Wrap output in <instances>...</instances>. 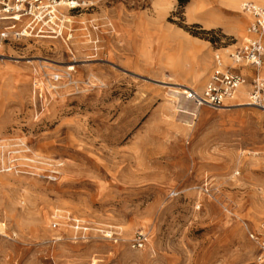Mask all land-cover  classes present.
<instances>
[{"label":"rangeland","instance_id":"obj_1","mask_svg":"<svg viewBox=\"0 0 264 264\" xmlns=\"http://www.w3.org/2000/svg\"><path fill=\"white\" fill-rule=\"evenodd\" d=\"M71 1L62 37L3 49L0 264H261L264 112L205 108L191 127L181 101L216 55L233 65L249 17L228 0ZM178 37L211 63L200 81Z\"/></svg>","mask_w":264,"mask_h":264},{"label":"built area","instance_id":"obj_2","mask_svg":"<svg viewBox=\"0 0 264 264\" xmlns=\"http://www.w3.org/2000/svg\"><path fill=\"white\" fill-rule=\"evenodd\" d=\"M71 0H0V59L6 45L24 37L33 35H53L62 37L65 22L59 20L58 8L65 5L73 8ZM243 12L250 22L245 34L247 41L241 47L229 53L233 65H226L220 55L214 58V68L209 82L200 94L192 92L190 100L199 108L212 110L228 109L229 103L236 100L238 92L247 86L249 106L264 112V7L245 2ZM61 18H63L61 16ZM52 20H58L55 30L48 26ZM25 21V23H24ZM23 24L14 30V26ZM45 37V36H41ZM249 68L252 75L236 71ZM261 250L258 262L264 264V240L252 237ZM147 243V236L139 234L133 242V248H142Z\"/></svg>","mask_w":264,"mask_h":264},{"label":"crops","instance_id":"obj_3","mask_svg":"<svg viewBox=\"0 0 264 264\" xmlns=\"http://www.w3.org/2000/svg\"><path fill=\"white\" fill-rule=\"evenodd\" d=\"M246 2H249V1H246ZM177 39H178V44H179V50H181V51L184 50L186 53H188L189 56H194V58H195V61H194L195 69L197 70V72L200 71V74L205 76L204 72L208 69V67H210V64H211L208 61V59L204 58L203 60H200L199 57L196 58V54L198 53L199 50H196L194 47L188 46L186 44L185 40L180 39L179 37ZM194 44L195 43H193V45ZM199 47L200 46H196V48H199ZM226 59H228V58H226ZM228 61H229V59H228ZM224 62H225V64H227L226 60H224ZM236 71L241 72V73L247 75L249 78H251L252 72L247 67L241 68V69H237ZM249 90H250L249 86L243 88L238 93V95L236 97V101L230 102L228 108H232V107H235V106H248L247 102L249 100H247V98H248V91ZM182 99H183V100H181L183 102L182 106L184 104L187 107L186 109L189 112L188 117L189 118L191 117V121H192V126L191 127H193V125L195 124V120H197L199 118V116L202 114V112L205 111V110H203L205 108H201V107L199 108L198 106L193 104L191 102V100H190V96H184ZM206 109H208V108H206Z\"/></svg>","mask_w":264,"mask_h":264},{"label":"bare ground","instance_id":"obj_4","mask_svg":"<svg viewBox=\"0 0 264 264\" xmlns=\"http://www.w3.org/2000/svg\"><path fill=\"white\" fill-rule=\"evenodd\" d=\"M244 1L245 0H228V2L229 3H231L233 6H235V8L237 9V11L238 10H241L242 11V9H243V4H244ZM258 2H259V4L260 5H262L263 7H264V0H258ZM72 5V7L73 8H76L77 6H79L76 2H74V3H71ZM0 62H3V60L2 59H0ZM69 70H73V68H70ZM204 76V75H203ZM94 77V76H93ZM195 77V76H194ZM200 77H201V74H200V72L198 71L197 72V74H196V79H199V81H200ZM243 89V88H242ZM241 89V90H242ZM240 90V91H241ZM239 91V92H240ZM191 92V91H190ZM238 92V93H239ZM238 95V94H237ZM237 97V96H236ZM239 105V104H238ZM247 105L249 106V103L247 102Z\"/></svg>","mask_w":264,"mask_h":264}]
</instances>
